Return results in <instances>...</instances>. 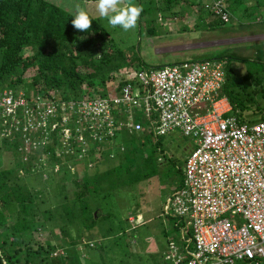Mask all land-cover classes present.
Returning <instances> with one entry per match:
<instances>
[{"label":"trees","instance_id":"16d2710c","mask_svg":"<svg viewBox=\"0 0 264 264\" xmlns=\"http://www.w3.org/2000/svg\"><path fill=\"white\" fill-rule=\"evenodd\" d=\"M136 1L143 7L141 19L151 15L150 27L146 29L151 37L157 36L152 23L154 15L166 14L181 23L193 9L198 15L195 29L209 31L225 25L213 17L210 2L145 0L150 1L146 4L144 0ZM228 1L231 22L239 23L232 13L240 12L242 17L250 14L248 9H241L242 0ZM253 1L252 11H260L264 16V0ZM73 18L74 14L50 0H0V91H24L28 97L52 100L88 99L105 95L108 87L116 83L109 75L121 67H130L135 72L163 68H151L141 60L139 52L118 49L110 31L91 16L92 27L86 32L74 33L70 23ZM239 26L248 27L240 23ZM222 57L216 60L225 63L226 83L222 95L232 105L231 115L240 122H248L250 117L264 118V64L256 71L244 65L251 59ZM183 62L187 61L166 66ZM120 79L126 80V76ZM124 132H116L115 138L103 133L102 142L90 143V149L82 157L84 146L76 140L71 141V152L61 156L50 144L45 151L21 154L17 144L0 138V264H94L86 256L93 243L87 242L85 250H80L79 246L85 243L84 234L113 221L104 236L119 238V233H124L123 226L122 232L115 233L114 221L121 214H127L131 207L140 206L146 193L144 186L154 185L161 178L163 165L177 180L176 188L170 187V194L183 187L181 155L163 147L160 141L163 137L155 138L152 132L144 131L126 134L122 143L119 136ZM56 144L60 152L66 150L60 140ZM153 189L151 194L157 191ZM160 190L163 189L160 187ZM112 198L121 208L118 216L114 214L118 206L112 202V213L102 212L108 204L103 202ZM146 205L142 203L143 210H147ZM96 211L99 214L95 217ZM168 220L173 225L176 223L170 217ZM74 231L77 236L72 235ZM174 231L175 238L165 230L163 233L168 237V244L181 245L176 226ZM40 234H46V240ZM119 240L118 245H125ZM165 257L166 253L151 255L147 264H170Z\"/></svg>","mask_w":264,"mask_h":264},{"label":"built area","instance_id":"2783aa9c","mask_svg":"<svg viewBox=\"0 0 264 264\" xmlns=\"http://www.w3.org/2000/svg\"><path fill=\"white\" fill-rule=\"evenodd\" d=\"M204 1L213 17L232 21L228 0ZM225 83V63L207 60L135 72L95 98L52 100L6 89L0 138L21 154L50 144L62 156L71 141L102 142L103 133L147 131L158 138L179 130L193 146L183 187L167 197L161 213L175 219L182 243L168 244L166 262L264 264V118L240 122L231 115ZM57 140L68 152L58 150Z\"/></svg>","mask_w":264,"mask_h":264},{"label":"rangeland","instance_id":"374dc122","mask_svg":"<svg viewBox=\"0 0 264 264\" xmlns=\"http://www.w3.org/2000/svg\"><path fill=\"white\" fill-rule=\"evenodd\" d=\"M50 1L72 14H74L77 5L84 8L100 25L110 31L118 49L128 53L132 51L135 53L139 52L141 60L145 61L151 68L164 67L175 61L196 62L208 59H222L224 58L222 56L228 55L251 59L248 64L244 62V65L251 70L259 71L264 64V18H262L264 16L260 11H252L251 6L255 4L253 0H242L241 9H248L250 12L248 16L244 15L242 17L240 12L232 13L238 18L240 24L248 25L246 28H241L239 23L233 20V22L216 27V30L206 31L199 27L195 29L194 25L197 23L198 15L192 9L186 13L185 20L181 23L176 18H170L166 14L152 16V19H154L152 23L157 31L156 37L147 35L148 30L146 29L150 27L148 22L151 19V15L149 18L144 19L139 17L136 28L125 32L119 26H110L107 18L99 16L95 10V0ZM143 2L147 4L150 1L144 0ZM202 2L204 3L205 1L202 0ZM130 3L139 6L136 0H130ZM146 6L144 5V7ZM150 13H153V11ZM208 19L210 21L214 20L213 17H208ZM134 75L135 69L121 67L109 76L110 78H115L116 83H119L121 77L133 78ZM57 99L60 100L59 97ZM260 119V117L249 118L254 123L260 122ZM126 134L128 133L125 131L119 136L122 143L127 138ZM160 141L162 146L167 147L172 154L180 153V160L184 165L193 146L190 139L184 137L179 130H174L161 138ZM89 145H85L83 150H89ZM178 166L180 165L178 164ZM79 169L82 170V165ZM73 172H76V169L74 170L73 168ZM160 172L162 175L165 173L167 176L163 177L160 174L161 178L156 179L154 185L144 186L146 193L143 194L142 203L146 202L147 210L142 209L141 203L140 206L131 207L127 214H121L114 221V224L117 225L115 233L118 231L122 232L121 228L123 226L124 233H119V238L113 234L112 238L106 239L104 236L105 230L112 227L113 221L100 224L93 229L92 233L87 232L84 234L85 243L79 247L80 250H85L87 242L93 243L87 249L86 256L94 264H102V261H105V264H147L149 263L147 259L149 256L167 252L168 237H165L163 231H167L171 238L176 237V232L174 231L173 223L168 220V217L161 218V213L167 197L171 195L169 189L171 186H173V189L176 188L177 180L173 178L171 170H168L167 167L165 168V165L162 166ZM160 187L163 189L162 191ZM153 188L157 189V191L151 194L150 192L154 190ZM70 194L72 196V191ZM111 202L113 205L118 206L114 211V214L118 216L121 213V208L115 198L103 202L108 204L102 209V212L104 214L112 213L113 205ZM97 213L99 214L96 211L95 214ZM72 235L77 236L76 231L72 232ZM39 236L41 239L46 240V234H40ZM117 240L120 242L124 241L125 245H118L119 243H116ZM83 256L85 257V252Z\"/></svg>","mask_w":264,"mask_h":264},{"label":"clouds","instance_id":"9594fccd","mask_svg":"<svg viewBox=\"0 0 264 264\" xmlns=\"http://www.w3.org/2000/svg\"><path fill=\"white\" fill-rule=\"evenodd\" d=\"M95 3V10L100 17L107 18L110 26H119L125 32L136 28L143 12L142 6L131 4L130 0H95ZM70 23L74 33L86 32L92 27L88 11L79 5Z\"/></svg>","mask_w":264,"mask_h":264},{"label":"water","instance_id":"95a60500","mask_svg":"<svg viewBox=\"0 0 264 264\" xmlns=\"http://www.w3.org/2000/svg\"><path fill=\"white\" fill-rule=\"evenodd\" d=\"M97 216V214H95V217Z\"/></svg>","mask_w":264,"mask_h":264}]
</instances>
